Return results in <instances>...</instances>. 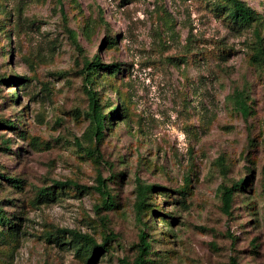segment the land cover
<instances>
[{
    "label": "rangeland",
    "instance_id": "374dc122",
    "mask_svg": "<svg viewBox=\"0 0 264 264\" xmlns=\"http://www.w3.org/2000/svg\"><path fill=\"white\" fill-rule=\"evenodd\" d=\"M240 1L256 14L243 30L212 10L223 0H0V79H26L0 82V122L15 125L0 127V174L22 181L0 180L14 226L3 228L0 264H88L48 241L57 229L97 244L111 233L92 264H132L144 229L137 178L165 189L142 217L151 264H264V0ZM96 57L120 68L93 87L104 114L117 109L99 158L77 146L90 145L81 71ZM243 179L226 214L218 189ZM55 182L86 189L37 205Z\"/></svg>",
    "mask_w": 264,
    "mask_h": 264
},
{
    "label": "trees",
    "instance_id": "16d2710c",
    "mask_svg": "<svg viewBox=\"0 0 264 264\" xmlns=\"http://www.w3.org/2000/svg\"><path fill=\"white\" fill-rule=\"evenodd\" d=\"M225 2L224 6H215L213 7V11L217 14V17L221 18L227 26L231 27L234 30H243L249 28L253 22L256 20V14L254 11L245 5L240 0H223ZM257 58L260 62L264 64V49L259 48L257 50ZM120 71L119 65H104L100 62V60L96 57L91 61H84L81 75L83 81V90L87 96L88 107L85 113V118L88 121L87 128L84 132L85 136H87L90 145L87 147H83L80 142H77V146L86 153V155L90 157L99 158L100 153L98 149V145L102 141L104 137V131L107 129L109 125H112L113 120L116 117V110H112L107 114L103 113V106L100 103L99 95L94 90V85L97 83V79L99 74L101 73H118ZM2 83H11L20 85L21 83H25V78H11V79H0ZM16 94V93H15ZM234 105L235 108L241 113L243 117H246L249 109L245 102V98L242 97L241 93H235L234 95ZM119 115V114H118ZM0 127H4L6 129L14 130L15 125L11 121H1ZM83 134V135H84ZM8 150V149H7ZM0 180L5 181L6 183L12 185L15 188H20L22 181L19 179L7 177V175L0 174ZM98 187L96 190L98 193L105 197L106 199L103 201V204L107 207L111 203V197L109 194L105 192L104 183L100 177L97 178ZM135 202L134 209L136 213L137 220L142 223L143 230L140 231L138 239V254L134 259L132 264H151L150 261L151 256V246L146 239L145 229L147 228V224L142 222V217L146 214L148 210L151 208V198L153 193L162 194L165 189L158 185H147L143 183L140 179H136L135 181ZM246 185V180H239L232 184L231 187H226L221 185L218 189V193L221 198V206L223 211L226 214L230 213L231 205L233 202L234 194L238 191L242 190V187ZM73 187L78 194L85 191V187L72 184L70 182L61 183L55 182L52 187L41 188L37 191L35 197V203L37 205L40 204H48L55 202L57 197V189L61 190L63 188ZM264 194V191H263ZM0 238H2L4 234V229L11 230L14 226L10 225L9 219L5 216V214L0 210ZM13 234V233H12ZM48 241L57 244L58 246H67L72 248L76 254L84 259L86 263L92 264L97 260L99 254H106L109 250V243L114 240L113 234L109 233L106 235L101 244H97L93 237L87 234H81L80 232L74 230H65V229H57L55 233L47 235ZM68 240V241H66ZM235 264V263H234Z\"/></svg>",
    "mask_w": 264,
    "mask_h": 264
}]
</instances>
